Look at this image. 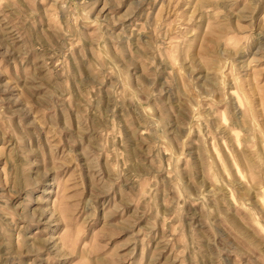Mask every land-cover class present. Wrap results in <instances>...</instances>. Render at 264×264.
Masks as SVG:
<instances>
[{"label":"clouds","instance_id":"9594fccd","mask_svg":"<svg viewBox=\"0 0 264 264\" xmlns=\"http://www.w3.org/2000/svg\"><path fill=\"white\" fill-rule=\"evenodd\" d=\"M145 2L129 0L123 15L108 19L100 15L93 18L95 5L88 0H80L79 4L76 0H0V74L7 71L5 58L15 66L9 78L0 83V125L13 138L0 146V160L5 162L0 168V264H35L37 258L44 264L45 257L47 264H84L85 257L87 264H126L131 253L121 255L123 246L108 247L109 237L114 238L115 232L97 233L86 248L82 247L90 226L104 227L103 215L98 214L100 195L109 196L107 202L111 203L114 195L109 194L115 190L121 195L118 203L136 205L137 213L144 205L143 212L150 220L137 234H142L145 244L156 228V219L171 224L180 218L179 213L167 218L160 214L157 197L161 191L166 199L168 191L177 190L183 193L181 199L192 198L176 171L181 157L176 156L167 140L166 115L161 111L157 116L154 111L161 107L160 98L175 78L168 76L159 85L157 78L162 77L161 68L168 71L165 66L171 59V72L181 74L192 100H210L223 90L224 80L210 73L203 85L206 96L201 95L192 79L199 61L184 58L182 41L187 33L181 31L179 16L172 22L175 28L166 16L161 18L163 13L155 19H144L142 24L137 22L133 29L139 34L135 51L131 44L122 49L121 41L130 37L123 27L115 34L112 30L134 17ZM123 3L104 0V8H119ZM207 3L215 12L214 26L239 40L235 48H221L219 43L208 47L213 64L230 66L248 52L249 46L258 50L264 46V15L256 16L261 0ZM87 29L93 31L86 34ZM106 40L116 47L115 58ZM89 41L91 59L85 51ZM157 57L162 60L160 65ZM138 64L144 69L139 74ZM129 106L139 110L141 121L140 127L133 128L134 147L117 121V110L127 112ZM127 119L132 127L131 118ZM224 119L227 123L231 116ZM207 123V116L197 114L191 128ZM45 131L47 143L43 139ZM65 132L70 135L69 143L60 151L59 137ZM258 132L254 124L234 134L237 143L243 139V146L255 152ZM205 135L211 136V130L206 129ZM259 135L264 137V132ZM165 147L172 160L170 189H162L164 182L158 179L168 171L160 163ZM73 153L86 169L83 176L69 167L74 163ZM102 157H108L106 167ZM246 172L251 177V167ZM205 178L213 181L212 188L205 192L200 186L198 197L192 199L204 207L207 230L197 232L192 228L185 234L183 224L178 222L176 232L157 245L149 264H160L161 252L169 247L172 252L165 264H264V212L241 202L248 214L247 226L243 236L237 233L233 238L215 224L209 207L228 187L224 175L216 170L210 175L206 172ZM176 203L170 200L168 206Z\"/></svg>","mask_w":264,"mask_h":264},{"label":"rangeland","instance_id":"374dc122","mask_svg":"<svg viewBox=\"0 0 264 264\" xmlns=\"http://www.w3.org/2000/svg\"><path fill=\"white\" fill-rule=\"evenodd\" d=\"M80 0H76L79 4ZM89 4H94L92 17L100 15L101 18L107 17L111 19L113 16H120L125 13L129 0H124L121 7L116 8L110 5L104 8V0H88ZM204 4V6H199ZM242 6V5H241ZM103 9V11H101ZM163 13L161 17H167V22H172L180 17L181 31L187 33L186 39L182 41L184 45V58L187 60H198L199 66L196 68L195 75L192 77L196 81V87L200 90L201 95L206 96V90L203 85L208 80L209 74H218L224 80V88L217 91L209 100L199 99L197 97L192 100L185 91V81L179 72H171V59L168 61V71L161 68L162 77L157 78L159 85L162 80H166L168 76H174V83L160 98L161 107L154 109L157 116L163 111L167 118V140L172 145V150L178 159L176 163V171L179 180L187 189L190 197H198L200 186L207 192L212 188L213 181L205 178V173L209 175L213 171H220L224 175L225 184L228 186L223 195L217 197L216 201L209 203V207L213 209L212 220L215 224L222 228L227 234L236 238V234L244 235L247 226L248 214L241 207V202L250 205L256 212H264V137L259 132H264V46L259 50L255 46H249L247 53L241 55L237 60L233 61L229 66L224 63L213 64V61L207 55L208 47L215 46L219 43L221 48H235L239 45V40L232 35L225 34L219 28L214 26L215 12L211 8V4L207 0H146L137 14L123 21L121 25H115L113 34L118 33L121 27L127 33L130 39L121 41L122 49H126L129 44L133 45V51L138 43L139 34L133 29L137 22L143 23L144 19L155 17ZM264 15V0L256 11V16ZM191 19V23H186ZM175 28V24H172ZM93 29L85 30L86 34H90ZM108 51L116 57V47L111 40H106ZM91 41L85 45V51L92 58L90 52ZM126 59L128 57H125ZM256 61V62H254ZM157 65L162 63L160 57H157ZM15 66L8 64L5 58V73L0 74V83L7 80L8 74L14 71ZM138 73L143 72V67L137 65ZM211 86V85H210ZM153 102H149L151 106ZM199 104V107L197 106ZM197 114L208 117L207 125L201 124L199 128H191ZM71 115V114H70ZM231 116V120L227 123L224 117ZM128 117L131 118L132 127L129 126ZM61 116L57 115L59 123ZM117 121L121 124V132L126 139H129L131 145L136 144L135 133L133 128L141 126L139 110L135 106H129L127 112L123 109L117 110ZM258 127L259 132L255 137V152L252 148L243 146V139L237 143L239 133L247 129H251L253 125ZM188 125V127H184ZM15 126V122L13 124ZM75 126V125H73ZM39 127V126H37ZM62 127V125H61ZM210 129L211 136L205 135V130ZM219 129V132H217ZM189 132L191 134L189 135ZM44 142L48 141L47 131L44 132ZM70 139L69 133L65 132L59 137L60 151L68 146ZM10 134H6L2 125H0V146L6 141H12ZM14 142V141H13ZM183 145V147H181ZM146 149L148 146L143 145ZM51 155L49 152L45 157L47 161ZM108 157H102V163L107 166ZM74 163L69 165L72 172L78 171L81 176L85 174L86 169L82 167L79 156L73 153ZM244 161L248 163L245 164ZM161 164L168 169L162 173L158 179L163 181L162 189H170L173 187L172 180V160L169 156L167 147L161 153ZM214 165V168L209 165ZM5 162L0 160V168H3ZM251 167V177L247 174L246 169ZM89 173V181H92L91 171ZM69 173V175L72 174ZM255 178V181L253 180ZM0 178L3 173L0 172ZM88 187V184H86ZM177 189L179 186H175ZM109 195H114L111 203H108L109 196L100 195L98 214L103 215L101 224L104 227L96 229L90 226L91 232L87 233L82 247L88 246V240L97 233H117L114 238L109 237V249L121 247V255L131 253L130 259L126 264H149L152 254L156 251L157 245L166 235H172L176 232L177 223L183 224L185 234L192 228H196L197 232L206 231L207 223L204 207L197 203L195 199L185 197L179 190L168 191L167 199L164 191H161L157 197L158 210L165 218L174 216L179 213V221L173 220L171 224H166L164 220L156 219V228L149 236L147 243L143 241L142 234L139 233L141 228H146L150 217L143 212L144 205L141 204V212H136V205H123L121 195L115 190ZM175 200L178 203L172 207L168 206V201ZM112 205H117L113 207ZM152 218H155L154 216ZM110 226V227H109ZM87 231V230H86ZM163 247V245H161ZM172 248L162 251L159 257L160 264H165ZM179 249L177 248V253ZM35 264H41L40 258L35 260ZM44 264H47L46 257ZM84 264H87V258H84ZM175 264H180L176 261Z\"/></svg>","mask_w":264,"mask_h":264}]
</instances>
